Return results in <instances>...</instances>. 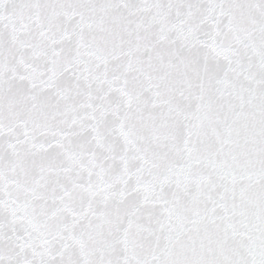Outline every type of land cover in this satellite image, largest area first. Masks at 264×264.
<instances>
[{
  "label": "snow or ice",
  "instance_id": "6c2138e0",
  "mask_svg": "<svg viewBox=\"0 0 264 264\" xmlns=\"http://www.w3.org/2000/svg\"><path fill=\"white\" fill-rule=\"evenodd\" d=\"M0 264H264V0H0Z\"/></svg>",
  "mask_w": 264,
  "mask_h": 264
}]
</instances>
